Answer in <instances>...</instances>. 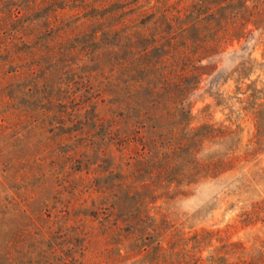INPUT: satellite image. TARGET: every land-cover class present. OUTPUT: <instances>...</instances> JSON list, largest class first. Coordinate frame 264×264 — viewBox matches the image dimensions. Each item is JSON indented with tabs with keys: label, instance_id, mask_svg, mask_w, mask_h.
I'll return each mask as SVG.
<instances>
[{
	"label": "rangeland",
	"instance_id": "374dc122",
	"mask_svg": "<svg viewBox=\"0 0 264 264\" xmlns=\"http://www.w3.org/2000/svg\"><path fill=\"white\" fill-rule=\"evenodd\" d=\"M246 45L254 57L250 65L227 63L231 56L224 55L222 76L214 83L205 79L191 97L194 124L211 121L236 129L243 152L264 97V32L256 31ZM140 77L127 71L100 83L85 75L64 98L72 109L65 118L56 112L60 107L19 121L14 115L9 133L0 134V246L26 221L33 232V256L14 264H178L158 260L157 240L162 236L165 247L176 246L183 234L201 229L223 230L211 247L203 245V257L222 243L241 241L246 248L241 255L264 259L262 222L243 226L239 217L264 200V149L189 188L158 184L152 174L160 161L153 128L158 109L151 103L152 80ZM97 89L105 90L101 98ZM141 142L146 160L136 163L129 189L128 164ZM142 215L145 222L132 223ZM41 243L48 250L44 259L35 251ZM52 247L60 254H51Z\"/></svg>",
	"mask_w": 264,
	"mask_h": 264
},
{
	"label": "trees",
	"instance_id": "16d2710c",
	"mask_svg": "<svg viewBox=\"0 0 264 264\" xmlns=\"http://www.w3.org/2000/svg\"><path fill=\"white\" fill-rule=\"evenodd\" d=\"M258 30L264 32V0H0V134L9 133L14 115L19 121L49 115L60 107L59 113L54 111L65 118L72 109L64 98H70L85 75L103 83L114 73L128 71L141 81L152 80L151 103L158 109L153 128L160 153L152 173L155 181L189 188L218 178L264 149V97L253 112L255 133L245 152L236 129L211 121L194 124L191 97L205 79L214 83L222 76L224 55L231 56L227 63L250 65L254 57L246 44ZM84 67L88 71L80 74ZM104 92L97 89L95 95L101 98ZM17 100H23L20 107ZM98 121L103 123L101 117ZM146 153L143 145L128 164L129 189L136 163L144 162ZM261 215L264 200L244 209L240 223L261 221L264 226ZM141 217L132 223L148 219ZM27 222L0 246V260L14 264L33 256L29 242L33 232ZM222 231L183 234L173 242L176 246L168 247L160 236L158 260L264 264L262 257L241 255L246 249L241 241L222 243L203 257V245L211 247ZM35 248L44 259L48 250L42 243ZM50 249L51 254H60L58 248Z\"/></svg>",
	"mask_w": 264,
	"mask_h": 264
}]
</instances>
